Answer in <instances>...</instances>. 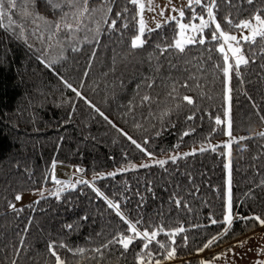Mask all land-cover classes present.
Listing matches in <instances>:
<instances>
[{"label": "trees", "instance_id": "trees-1", "mask_svg": "<svg viewBox=\"0 0 264 264\" xmlns=\"http://www.w3.org/2000/svg\"><path fill=\"white\" fill-rule=\"evenodd\" d=\"M54 3L60 6L16 0L0 18V264H58L53 251L63 264H202L205 249H218L213 257L258 231L262 224L254 217L264 220L262 38L241 43L249 62L239 75L235 66L229 73L227 147L223 68L231 62L219 51L221 38L211 37L214 24L196 37L203 44L190 43L183 52L174 47L176 21L146 33L144 45L133 47L138 4ZM213 12L221 29L235 34L241 29L227 19L235 24L256 14L264 18V0H215ZM200 15L208 19L194 4L182 21L199 22ZM217 116L224 123L217 125ZM220 141L162 165L94 177L150 155ZM54 162L81 172L93 186L57 183ZM54 187L57 195L12 210L17 195ZM229 188L237 217L230 226L224 219ZM125 221H140L137 230L155 232V239L135 236ZM124 236H133L127 249L118 242Z\"/></svg>", "mask_w": 264, "mask_h": 264}, {"label": "rangeland", "instance_id": "rangeland-1", "mask_svg": "<svg viewBox=\"0 0 264 264\" xmlns=\"http://www.w3.org/2000/svg\"><path fill=\"white\" fill-rule=\"evenodd\" d=\"M140 2L145 4V8L142 13H141V10L138 4L139 20L141 19V16H142L145 22V31L141 37V39L143 40V45L145 43V34L152 30L159 28L157 27V23H159L161 26L166 25L172 21H176L177 23L178 22L184 23L182 21L183 18L179 17L178 11H173V8L183 9V11H185V9L189 7V0H152L151 5H149L148 0H140ZM194 4L195 3H193L192 5ZM150 8L152 10H150ZM161 10H163V15L160 14ZM173 16H175L177 19L170 20L169 18ZM179 23H178V26H179ZM199 23L200 22H192L187 25L195 24L198 27ZM252 23L255 25L256 21L252 20ZM202 33H193L191 27H189L187 29H184L183 34H181V29L179 28L177 39L182 41L183 47H186L190 44V43H186V39L188 37L195 36L196 38ZM137 35H139V28H138ZM235 35L237 36L238 39H240L242 35H250V31L248 29H241L239 32L235 33ZM135 37L133 38V40L135 39ZM258 37L259 36H257L256 38ZM221 40H222V43H224L222 38ZM242 42L244 41L241 40V43ZM231 43H233V46H235V42H231ZM225 52L229 56L228 61H230L233 66H235L234 64L235 57H233L232 52L228 48L227 44H225ZM229 76L230 74L227 76V89L230 87ZM227 97H229L228 91H227ZM227 116H228V122H229L230 120L229 99H228ZM228 131H229V128L227 132ZM231 141H232L231 137L228 136L227 139L225 140V143L223 141L214 142V143L213 142L204 143V144H200L198 146H195V147H192L186 150H182V151L171 152V153H167L164 155H158V156L150 155L147 159L143 161L129 163V164H126V165H123V166H120V167H117L111 170H107L103 173L97 174L94 177L96 179H99V178H104V177L115 176V175H119L122 173H126L128 171H133L139 168L160 164L159 161L167 162L170 160H176L180 157H184L186 155H189L195 152L214 148L217 145H220L222 143H224L227 147H229ZM173 157H175V159H173ZM143 165H147V166H143ZM75 172L78 174L81 173L77 171ZM80 182H87L88 184L93 186V180L87 177H85V179H78L77 181L71 182L70 185H75ZM58 193H59V190L56 187H54V189L43 188V189L36 190V191L25 192L20 195L21 199L18 200V202L15 204V208L12 207V210L20 209L32 202L38 201L41 198L52 196V195H57ZM236 219L237 217L232 216V222ZM226 224L228 226L231 225V224L229 225L227 221H226ZM137 237L143 238L142 236H137ZM217 250L218 249H214V250H211L210 248L205 249V251L200 255L201 263L202 264H264V225H262V227L258 231L233 242L231 247L224 249L222 252L218 253L217 255L213 257H208L210 254L216 252Z\"/></svg>", "mask_w": 264, "mask_h": 264}, {"label": "snow or ice", "instance_id": "snow-or-ice-1", "mask_svg": "<svg viewBox=\"0 0 264 264\" xmlns=\"http://www.w3.org/2000/svg\"><path fill=\"white\" fill-rule=\"evenodd\" d=\"M67 2L71 3V0H67ZM86 2V0H85ZM131 3L133 4H139V8L141 10V13L143 12L144 8H145V4L141 3L140 0H130ZM49 3L53 4V7H59L60 5L58 3H54V0H49ZM149 5H151L152 0H148ZM195 3L196 5H201L202 8L206 11L207 17L208 19H205V17L203 15H200L198 17L199 19V26L197 27L195 24L192 25H187L184 23H179V28L181 29V34H183V30L187 29L189 27H191L192 32L193 33H202L203 30L207 27L210 26V24H214V28L213 31L211 33V37L213 40H217L218 38H222L224 43H221L219 46V51L221 53H224L223 55V60L227 63L229 60V56L228 54L225 52V44H227L228 48L231 50L233 57H235V73L236 75H239V68L240 66L243 65H247L248 64V58H246L243 54H242V48H241V40H243L244 42L247 43H256V37L259 36L262 38V41H264V18L261 17V15L256 14L254 16V20L256 21V24L254 25L252 23L251 20H243V21H239L237 23H233V21L231 19H227V23L229 25H231L232 28H240V29H248L250 31V35H242L240 39L237 38V36L235 34H230L227 31H224L221 29V25L220 23L215 21V15L213 12V8L215 7V0H211V3H203L202 0H189V7H191V5ZM248 3H252V0H248ZM5 5H8L9 9L11 8H15L16 7V0H0V18H3L7 15H9V12H7L5 10ZM111 9H109L110 11ZM150 10H152L150 8ZM84 11H87V8L84 9ZM173 11H178L179 13V17L183 18L184 17V11L183 9H175L173 8ZM161 15H163V10H161ZM118 16L120 15L119 13L117 14ZM170 20H176L177 18L175 16L170 17ZM116 26V21L112 20L111 21V27L115 28ZM124 27H127V24L123 25ZM161 25L159 23H157V27H160ZM66 27L71 28V25H66ZM145 31V22L141 16V19L139 20V35H137L135 37V39L132 42V46L133 47H140L143 45V40L141 39L143 33ZM204 38L201 36L200 39H196L195 36L192 37H188L186 39V43H200L203 44ZM231 42H235V46H233V43ZM174 47L179 49L181 52L184 51V47H183V43L181 40L177 39L175 41ZM239 53V54H238ZM216 67H221L220 65H217ZM233 70V65L232 64H228L227 67L223 68V72L225 73L226 76L229 75L230 71ZM230 79V76H229ZM64 83L66 84V86L71 89L73 92H75L77 94V96H80L81 99H85L81 93L79 91H77L76 88L73 87V85L71 83H68L67 81H64ZM227 91L230 93L231 92V88L229 87L227 89ZM145 100L149 99V97L145 96L144 97ZM184 100H186L188 102V104H192L193 101L190 97L188 96H184L183 97ZM228 99L230 100V96L228 97ZM86 103L91 104L90 101L86 100ZM94 107V105H93ZM97 111H99V109H96ZM101 115H103V113H101ZM191 119V117H189ZM264 119V118H262ZM215 123L217 125H220L222 123H224V121L221 120V118L219 116H217L215 118ZM228 135L229 137H231V122L229 120L228 122ZM125 135H127L125 133ZM261 135H264V133H262ZM129 140L132 141L133 144H136V146L138 148H140L141 146L139 144L136 143L135 140H132L131 137H128ZM244 139V138H241ZM143 150V149H142ZM203 150V149H201ZM150 155V153H149ZM173 159H175V157H173ZM159 163L162 165L165 163V161H159ZM143 166H147V165H143ZM55 168V162L53 163V169ZM57 183H60V181H56ZM87 183V182H85ZM229 184H230V178H229ZM102 195V194H101ZM16 200H20L21 196L17 195L15 197ZM177 203L179 204V201H177ZM109 206L113 207L117 210V213L121 216L122 219H125L123 217V214L120 213L119 211V205L118 204H113L111 201H109ZM11 207L15 208V205H11ZM228 211H229V215L225 216L224 219L227 221V223L230 225L232 222V216H231V197H230V188H229V203H228ZM255 220L259 221L260 224L264 225V220H261L259 216L254 217ZM126 223H128L129 225V231H131L135 236H142L144 240L148 241V243H151V241L153 239H155L156 233L153 232L151 233V236L149 234V232L147 230H144L143 232H139L137 230V224L140 223V221H137L136 223H131L129 221H125ZM212 223H216L215 220L212 221ZM177 232H182L184 231V229L182 228H178L176 229ZM225 231H227V228L225 229ZM133 240V236H124L122 237L118 242L122 244L124 249H127L129 247V244L132 242ZM148 243H145L143 245V247L145 249L148 248ZM211 243V242H209ZM161 247H164V245H160ZM83 251V250H80ZM99 251V250H97ZM174 249H172V251H169L167 253V255L169 257H171L174 253ZM53 255L56 256L57 262L58 264H63V261L60 260L59 256L56 255L55 251H53ZM141 264H143V262H141ZM157 264H159V262H157Z\"/></svg>", "mask_w": 264, "mask_h": 264}, {"label": "built area", "instance_id": "built-area-1", "mask_svg": "<svg viewBox=\"0 0 264 264\" xmlns=\"http://www.w3.org/2000/svg\"><path fill=\"white\" fill-rule=\"evenodd\" d=\"M53 175L56 180L65 183H71L77 181L78 179H85L84 176L75 173L71 166L62 163H55Z\"/></svg>", "mask_w": 264, "mask_h": 264}]
</instances>
